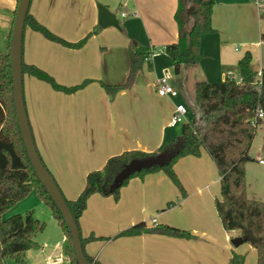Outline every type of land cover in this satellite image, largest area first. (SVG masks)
<instances>
[{
  "label": "trees",
  "instance_id": "1",
  "mask_svg": "<svg viewBox=\"0 0 264 264\" xmlns=\"http://www.w3.org/2000/svg\"><path fill=\"white\" fill-rule=\"evenodd\" d=\"M213 6L214 0H177L174 19L178 28V39L165 45L163 52L169 57L174 74H179L184 66L196 65L202 58L200 38L203 34L213 32ZM26 26L41 33L46 39L67 47L77 48L84 43L83 40L70 42L61 38L34 18L29 9L24 28ZM151 51L150 46L131 40L128 46L126 79L118 84L101 82L104 91L113 96L129 88L143 64L147 62L149 65ZM224 69L226 76L221 81L199 80L195 83L194 103L200 121L193 113L190 119L182 124L180 135L164 143L160 151L130 149L110 156L101 170H91L86 174V185L76 198L68 199L63 195L79 232V218L86 209L90 195L99 193L118 199L121 187L127 184L130 178H142L146 174L159 171L169 176L181 189L174 171L176 161L185 155L199 156L201 149H204L213 158L218 171L220 197L215 200V207L223 228L227 231H239L255 248L256 264H264V202L247 197L245 180V163L250 159L248 151L256 128L264 124V117L255 116L257 108L264 112V68L261 69V82L256 83L257 70L252 63V55L245 51L236 65L226 66ZM232 69L237 70L238 78L230 72ZM22 73L45 80L55 90L66 93H71L81 86L60 85L46 71L33 64L24 63L23 40ZM262 153L264 161V137ZM125 170L128 172L124 173ZM121 174H124V177L121 178ZM31 188H34L49 206L53 217L66 235V259L72 264H78L63 216L38 180L21 139L13 104L8 51L0 53V264H6V258L10 257L23 263L19 256L31 248L38 247L34 235L43 230L44 224L34 217L31 211L2 219V214L24 198ZM172 204L173 202L168 206ZM143 232L191 236L187 231L168 224L147 228L145 222L140 221L123 229L116 237L133 236ZM96 239L98 238L92 234L83 237L80 232V241L88 261L102 264L88 255L84 248L87 242ZM244 261L242 253L232 251L228 264H244Z\"/></svg>",
  "mask_w": 264,
  "mask_h": 264
},
{
  "label": "crops",
  "instance_id": "2",
  "mask_svg": "<svg viewBox=\"0 0 264 264\" xmlns=\"http://www.w3.org/2000/svg\"><path fill=\"white\" fill-rule=\"evenodd\" d=\"M59 1L31 0L29 12L50 30L65 37V34L58 32L56 27V29L52 27L51 17L56 14L55 9H57ZM99 1L113 11L112 0ZM118 3L121 4L120 13L125 12L127 15L134 11L135 14L138 12V17L136 18L145 27L147 26V38L151 41L149 45L147 44L148 46L159 44L164 47L177 41L178 28L174 19L177 0H119ZM17 4L18 0H0V53L10 51L11 32ZM84 4L88 6V12L90 13L93 1L84 0ZM254 4V0H214L211 16L213 32L203 34L200 38L202 58L196 65L184 66L179 74L172 76L171 82L178 90V95L179 89H182L185 93L186 89H194L195 83L199 80L210 82L213 75L218 74L217 76H221V80H223L227 69H224V67L236 65L245 51L251 53L252 63L254 67L256 66L257 71L264 68V18L256 16L258 11ZM150 17L151 19L149 20L148 18ZM92 18L94 24L96 13H94ZM28 29L30 31L26 33L27 63L46 71L56 82L63 86L68 85L70 87L80 84L83 79L88 78L86 76L87 72H91L92 76L95 77L94 71L88 68V58L86 56L81 58V63L68 60L62 54H57V51L63 52L61 48L67 47L49 41L40 33L30 28ZM103 49L106 53L107 51L109 52L106 55L104 53L100 57L103 75L97 74L96 77H100L102 82L104 81V83L108 84L124 82L128 73V45L127 48L122 49ZM157 54L148 60L149 65L146 62L148 69L152 71L147 72L142 66L141 70L136 74L133 84L129 88L116 93L112 106L117 102V107L112 111L111 116L106 110L105 116V108L100 106L99 102L94 101V96H90L89 88L91 85H85L84 88L74 93H63L52 88L44 80L29 76L28 81L31 82L29 102L32 113L34 112L35 133L39 136V140L48 153L50 160L57 155L56 149H53V143H56L58 138L64 139L66 137L73 143L80 141L81 145L87 144L89 152L92 150V144L100 147L94 154H88L89 152L87 153L86 151L75 153L78 163L82 164V159L87 158L89 159L88 161H91L93 168L90 171L102 169L110 156L119 154L124 150L139 148L144 151H154L159 145L166 143L164 142L166 141V131L174 106L182 102L178 101L173 104L172 98L169 96L158 95L156 79L162 74L163 69L167 68L166 65H171V61L169 60L166 63L167 59L165 61L158 59ZM230 72L238 78L236 69H232ZM189 74L193 77L190 80L187 78ZM149 75H152L153 78L151 88L150 90H144L141 88V83L142 81L145 82ZM184 95L186 96V94ZM176 97L174 98L176 99ZM146 105L148 106L146 115H143L142 111H140L141 115L137 111L135 112L136 107L141 106L143 110ZM107 116L108 125L105 126V120H102V118ZM142 118L146 124L145 127L132 124V121L135 120L136 123ZM261 125L264 126V124ZM263 137L264 130L259 137L258 146L261 151ZM88 138H91V141H88ZM76 151H78V148H76ZM262 164H264V161ZM71 197L67 196L68 199H74ZM172 202L169 201L167 203ZM84 212L80 217V222L84 229L83 237H87L94 229L86 220V216H83ZM94 213L96 214V220L99 222L103 221V225L110 222L111 226V222L115 218L118 224L120 222L121 226L119 227L121 228H118L119 230L128 227L134 222V220H125L128 211L119 212V217L101 209ZM156 214L160 215L159 212ZM156 217L153 218L155 221H152L155 224L157 223ZM165 221H169V223L164 224H170L171 226L179 224L175 219H166ZM191 231L199 234L200 240H205L209 237L205 231L199 232L196 228ZM87 232L89 233L87 234ZM237 233L240 235L239 231ZM161 236L165 240V245L159 246L161 249H152L150 247L149 249L143 246L146 245V233L138 236H115L112 239L99 242H95L96 240L90 241L85 244L84 248L88 255L102 264H147V259L150 258L157 261L154 264H206L201 260L197 261L192 257H186L185 248L188 246L191 250L193 245L201 242L195 240L198 238L195 234L191 235L190 238L181 239L170 237L171 235ZM63 238L67 243L66 235ZM205 242L208 245L215 246L209 240H205ZM169 245L177 246L181 249H178L177 252L170 249L167 251L163 250L165 247L168 248ZM223 248H225V245ZM231 253L227 256V261ZM221 262L223 264V259ZM211 264H217V262L212 259Z\"/></svg>",
  "mask_w": 264,
  "mask_h": 264
},
{
  "label": "rangeland",
  "instance_id": "3",
  "mask_svg": "<svg viewBox=\"0 0 264 264\" xmlns=\"http://www.w3.org/2000/svg\"><path fill=\"white\" fill-rule=\"evenodd\" d=\"M82 1L81 3L80 0H60L57 5V9H55L56 14L51 17L52 27L54 29L57 28L58 32L61 34H65L66 38L53 32L48 27L47 28L61 38H65L67 41L78 42L83 40L84 43L80 47L72 48L65 46L67 48H61L63 49V52L61 53L57 51V54H62L66 59L73 60L78 63H81V58L84 56L88 58V68L94 71L95 77L92 76L91 72H87L86 76H88V78L83 79L80 84H78L81 86L75 89L73 93L84 88L85 85H91L89 88L90 96H94V101L99 102L101 104L100 106L105 108L104 111L106 110L109 112L111 116L112 111L117 107V102L112 106L113 98L116 94L113 96L107 94L101 85L102 79L100 77H96L97 74L101 76L103 75L100 57L104 53L106 55L109 52L107 51L106 53L103 48H107L108 50L127 48V45L129 46L131 40H136L142 45H149L151 41L147 38V26L145 27L139 19L136 18L138 17V12L136 13L137 16H135L136 14H133L135 11L125 16H121L119 10L121 4L118 3L119 0H112L113 3H111L112 9L118 17L119 27L109 26L106 28H102L97 24V3L101 2L99 0H92L93 7L89 13L88 6H85L84 0ZM94 13H96V21L93 24L92 17ZM256 16L264 18V15H260L258 12H256ZM148 19L150 20L151 17ZM90 20L92 21L90 22ZM43 25L45 26V24ZM28 28L30 27L26 26L24 28L23 38V61L26 64H29L26 62V33L30 31ZM59 45L64 46L62 44ZM161 46L162 45L156 44L154 46H150V49L158 50ZM157 55L158 59H162L163 61L167 59L166 63L170 60L165 53H158ZM166 66L168 70L172 72V65L168 64ZM143 68L146 69L147 72L152 71L148 69L147 63L143 65ZM172 74L174 75L173 72ZM217 75H213L210 82L221 81V76ZM29 76L33 75L28 73L23 75V96L29 124L31 130L34 132V142L38 149V153L63 195L66 198L67 196L75 198L86 185L85 177L87 172L93 168V165H91V161H88V158L82 159V164L78 163L75 158V153L77 152H89L87 144L81 145L82 143L80 141L73 143L66 137L64 139L58 138L56 143H53V149H56L55 152L57 155L53 156V159L50 160L48 153L45 151L43 144L39 140V136L35 133L34 112L32 113L29 102V89L31 83L28 81ZM235 77L237 78V76ZM187 78L190 80L193 77L189 74L187 75ZM152 79V75H149V78H147L145 82L142 81L141 88L144 90H150ZM44 82L48 83L45 80ZM58 91L66 93L62 90ZM179 91V95L176 99L174 97H170L172 98V103L176 104V102L180 101L188 108V113L186 115L187 121L193 113L196 115V119L200 121L199 112L194 103V89H186L185 93L182 89H179ZM184 94H186V96ZM147 110V105L143 110L141 109V106H139L136 107L135 112L137 111L138 114L141 115L140 111H142L143 115H146ZM102 120H105V126L108 125V116L102 118ZM132 124L144 127L146 126L143 118L136 121V123L135 120L132 121ZM181 126V123L173 127L168 126L165 138L166 141L164 142L170 141L173 137H178L181 133ZM263 130L264 126L262 125H259L256 128L253 143L248 151L250 159L245 163V180L247 197L264 202V164L259 162V160L263 158V153L258 146L260 141L259 137ZM88 141H91V138H88ZM162 146L163 145H159L154 151H160ZM91 147L92 150L88 154H94L100 148L98 145L94 146L93 144ZM76 148H78V151H76ZM174 171L181 189L169 176H167L164 172L159 171L146 174L142 178H130L127 184L121 187L118 199H115L112 195L104 196L99 193L90 195L87 200V206L84 210L85 212L83 216L85 215L90 226H93L92 228L94 231L91 232V234L98 238L94 241H103L106 240L107 237H109L107 240L112 239L123 230L118 229L121 228L119 227L121 225L120 222L119 224L116 222L115 218H113L111 226L110 222L103 225V221L99 222L96 220V214L94 212L101 209L105 212L111 213V215L116 214L117 217H119V212L128 211L125 220H134V222L129 226L137 222L144 221L147 228H152L157 225L169 223V221H165L166 219H175L179 224L173 226L184 229L192 236L195 234V236L198 237L199 235L191 231L193 228H196L199 232L205 231L208 233L209 237L205 240L211 241L215 246L208 245L205 240H200V237L196 239L194 238L195 240L201 242L200 244L193 245L191 250L188 246L185 248L184 251L187 258L192 257L193 259L197 261L201 260L206 264H211L212 259H214L217 264H222L221 260L223 259V264H227V256L233 250L244 255V264H256L255 248H253L247 241L235 247L231 243V239L238 235L237 231H227L222 226L215 207V200L220 197L218 171L213 158L206 152V150L202 149L199 156L185 155L180 157L174 165ZM169 201H173L171 206L167 205L169 204L167 203ZM27 211H31L33 216L44 224L43 230L34 235V240L38 247L31 248L19 256L23 263L16 258L11 257L6 258L5 263L72 264L68 259H66V241L63 238L65 235L64 231L58 224L57 220L53 217L49 206L40 198L34 188H31L24 198L18 200L10 208H8L2 214V219H6L14 214H24ZM157 212L160 213L159 216L156 214ZM155 217L157 218L156 224L152 222ZM79 226L81 235L84 236V229L82 228L80 218ZM88 233L89 232H87V234ZM143 233L147 234L146 245L143 246L148 248L150 247L152 249H161L159 246L165 245V240L164 238H161L163 237L161 235L166 234H159L156 232ZM227 233H229V235H227ZM170 237H176L175 239L190 238L186 236ZM224 245L225 248H223ZM168 249L177 252L178 249L181 248L169 245L168 248L165 247L163 250L167 251ZM61 260L63 261L61 262ZM154 263H157L155 259H147V264Z\"/></svg>",
  "mask_w": 264,
  "mask_h": 264
},
{
  "label": "water",
  "instance_id": "4",
  "mask_svg": "<svg viewBox=\"0 0 264 264\" xmlns=\"http://www.w3.org/2000/svg\"><path fill=\"white\" fill-rule=\"evenodd\" d=\"M31 0H18L14 22L12 26L11 39H10V67L12 75V94L13 104L17 125L21 134L28 159L34 169L38 180L45 187L47 194L57 206L59 212L68 227L73 247L75 250V257L78 264H93L88 261L85 256L82 243L80 241V232L76 221L70 212L65 198L55 182L53 176L42 162L29 125L28 115L25 108L23 97V84H22V40L24 32L25 17L28 12ZM97 24L106 28L109 26L119 27V21L116 13L109 10V8L101 3H97ZM125 170L124 173H127ZM120 177H124L121 174ZM246 241V238L238 235L231 239V243L236 247Z\"/></svg>",
  "mask_w": 264,
  "mask_h": 264
},
{
  "label": "built area",
  "instance_id": "5",
  "mask_svg": "<svg viewBox=\"0 0 264 264\" xmlns=\"http://www.w3.org/2000/svg\"><path fill=\"white\" fill-rule=\"evenodd\" d=\"M254 2L257 7L258 14L264 15V0H254ZM125 15H126L125 12H121V16H125ZM161 52H164V47H161L158 50H152L148 60H150L157 53H161ZM172 76L173 74L170 70H168L167 68L163 69L162 74L156 79V91L158 95L169 96V97H176L178 95V90L174 87V85L171 82ZM261 76H262L261 70H258L256 75V83L261 82ZM187 113H188V108L183 103L176 104L171 114L169 126L173 127L179 123L181 124L186 123ZM255 116L257 118H263L264 117L263 110L261 108H257L255 111ZM260 162L262 163L263 160H260ZM152 221L154 222L155 220L153 219Z\"/></svg>",
  "mask_w": 264,
  "mask_h": 264
}]
</instances>
